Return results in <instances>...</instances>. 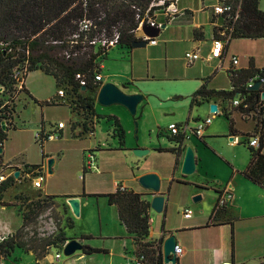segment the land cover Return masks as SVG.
Wrapping results in <instances>:
<instances>
[{
    "label": "crops",
    "instance_id": "0c3cea01",
    "mask_svg": "<svg viewBox=\"0 0 264 264\" xmlns=\"http://www.w3.org/2000/svg\"><path fill=\"white\" fill-rule=\"evenodd\" d=\"M215 2L216 0L177 1L179 13L174 19L166 22V27L170 26L169 32L172 34L176 32L184 33V38L183 36L165 38L163 40L164 45H161L162 40L157 38V44L152 45L149 43L145 48L126 49L118 46L111 48L100 64L103 84L113 82L127 93H142L144 99L138 105L137 114L132 115L126 107L120 105V107H115V109H113L114 107L111 108L110 111H106L103 108L99 109V111L107 113L103 114L104 116H100L96 108L97 114L93 118L94 132L85 133L83 115L70 107L73 112L81 116L80 122L72 124V129L75 131L79 127L81 131L79 136L82 133L86 135L94 134L97 130V123L101 118L105 117L107 121H110L108 129V133L112 136L110 138L116 141V144L109 145L108 139H106L105 143L101 142L96 136L95 142H97V145L95 150L109 147L127 149L125 146L126 142L122 145L119 138L114 135V122L109 118L110 115H114L119 118L123 125L126 138L133 133V125L139 121V144L134 145V148H148L149 153H173L171 151H160L157 148L172 149L180 147L179 154L172 161L168 159L167 163L158 162L155 164L150 162V164L139 166L138 170L134 171L133 175L128 178V182H122L128 189L141 192L148 200H151L154 194L142 187L139 177L148 172H156L160 175L161 193L168 194V202L165 209L168 205L171 207L167 212V221L164 220L163 222L165 234L162 229L159 235L154 237L151 226L149 239L158 241L165 239L172 233H176L178 243L183 248V252L178 255L177 264H264V186L252 181L243 174L252 158L251 148L247 144L246 137L257 133L256 121L244 118L239 111L234 110L232 117L235 121V128L232 131L230 130L229 120L225 116V105L222 101L192 104V94L200 87L201 79L212 76L208 81V87L220 89L214 84V80L219 74V69L224 67V59L234 53L230 51V43L222 59H209L213 37L215 36V27L212 23V5ZM175 41H185L186 44L190 45L191 50L197 47L201 49L202 58L196 61L195 64L193 63L194 65L191 69L195 67V70H191V73L186 71L183 74V78L180 79L185 81H180L182 83L176 81L177 78L172 80V77L176 76L172 74L170 62L175 57L171 56L170 49L173 47L171 43ZM202 45L205 46V49L201 48L203 47ZM151 47L155 49L161 48L163 51L161 56H153L150 50ZM239 58V67H249L250 65L259 68L264 67L263 65L260 66L259 62L252 56H245L246 59L244 61L243 59L241 60V57ZM160 61L164 62L163 67H159ZM228 67H231V63ZM229 68H227V73ZM170 80L173 83L164 82ZM26 82L25 80V86L27 87ZM167 84H170V87ZM187 86L190 87L186 88ZM167 88L170 89L168 90ZM222 88L231 89L227 86H222ZM27 89L30 93L25 94L32 102L38 104L41 110L56 95L51 97V99L49 97L50 100L48 98L42 100L43 98H39L34 91L28 87ZM156 90L162 91L164 94L156 97L153 92ZM187 97L190 98V101L186 99ZM212 103H215L218 107L216 112L211 111ZM98 104L97 102L96 105ZM207 116L212 117V122L207 126L202 137L191 135L182 144L170 138L169 123L188 122L194 126L199 118ZM219 116L223 117L225 121H221ZM14 122L16 123V121ZM45 122V117L42 113L37 132L39 130L49 131ZM136 127L138 126L136 125ZM15 129H17V123ZM64 129L60 131L61 136ZM221 138L223 139L221 140ZM41 145V161L30 162L27 160L24 163L42 164L43 168H46L51 154L45 149V143ZM241 145L246 147L248 151L243 147H239ZM187 146L193 148L196 157V170L189 175L183 174L181 171ZM260 149L261 152H264V137L261 138ZM92 151L94 152V150ZM7 161L9 160L5 159L3 163ZM55 163H57L56 159ZM17 166L20 169L16 170V172H20L19 176L24 178L30 176V173L24 170L25 164H17ZM255 170L256 174L260 175L264 181V162L257 161ZM176 172L179 175H176ZM48 174L50 173L48 172ZM117 189V182H115L114 188L108 190V192L68 196L80 197L81 207L84 204V200L89 196L104 197L107 202L105 204L113 206L112 210L119 222V229L113 234L116 239H119V246L115 252L116 257H113L112 250L106 252L107 248L93 245L92 247L103 249L104 251L85 253L83 250L81 253L64 260L62 264H98L99 261L93 255L101 252H105L107 258L100 264H135L136 245L133 237L120 220L117 205L109 203L108 197L104 195ZM227 189L232 191L233 197L231 201L224 211L214 212L220 194ZM44 194L59 195L49 191H45ZM198 195L201 196V199L195 200ZM172 205L182 209H188L193 206L194 210L190 208L192 214H184L186 218L177 221L171 216V212L174 210ZM70 212L73 213L72 209ZM170 217L174 220H171ZM72 224V227L68 226L74 227L73 219ZM2 234H13V231L7 229L6 232H0V235ZM82 235L86 234L81 233L80 236L78 234H67L71 239L77 238L79 240ZM2 238H5V236H0V239ZM83 239L84 245H91L90 242H87L88 239H91L90 236H86ZM60 260L56 263L55 256L51 255L49 251L46 257L38 261L39 264H61L59 263Z\"/></svg>",
    "mask_w": 264,
    "mask_h": 264
},
{
    "label": "trees",
    "instance_id": "16d2710c",
    "mask_svg": "<svg viewBox=\"0 0 264 264\" xmlns=\"http://www.w3.org/2000/svg\"><path fill=\"white\" fill-rule=\"evenodd\" d=\"M152 1L0 0V147L4 146L9 130L16 128L14 121L20 95L23 92L30 93L25 86V80L29 72L37 69H42L55 78L57 91L62 88L66 92L65 102L56 103L51 99L50 103H66L73 110L81 113L84 117L85 133H93V118L97 114V92L103 84L102 81L96 80V75L101 72L100 64L109 51L99 44H89L87 38L103 32L112 36L115 31H118L120 39L116 46L132 49V43L138 40L134 33V29L139 25L138 14H143ZM259 4L260 0H243L242 13L236 22H227L224 15H219L218 19L216 15H213L212 23L219 20L222 24L221 30L231 34V41L233 38H263L264 11ZM84 18H89L93 22L91 30L87 32V38L86 32L80 31V21ZM215 36H219L216 27ZM66 52L71 53V56L67 57ZM261 71H263L261 68L254 65L238 68L231 65L228 69L231 89L210 88L208 81L212 76L206 77L203 79L204 83L192 94V104L222 101L225 105L224 113L232 131L235 128L232 117L234 110L239 111L242 117L247 118L250 115L256 121L257 133L246 137L252 158L243 174L264 186L262 177L257 175L255 170L257 161L264 162V152L260 149L261 138L264 137V103L261 101L264 84L259 89L247 85L248 78ZM79 73L86 78L85 86L77 77ZM237 94L240 103L234 105L233 100ZM109 118L114 122V135L124 145L126 135L123 125L117 116L110 115ZM3 121L6 122V130L3 128ZM258 134L260 141L256 148L249 142ZM170 138L182 144L186 136L183 133L175 135L171 133ZM157 150L179 154L180 147L172 149L158 147ZM2 159L3 156L0 153V163ZM24 169L36 177L44 168L42 164L26 163ZM14 185L16 183L13 176H8L0 183L1 205L16 206L13 201L4 199L5 193ZM104 195L108 197L109 203L117 205L119 218L133 237L136 245L135 259L142 264H164L163 255L160 252L162 239L158 241L149 239L152 226L150 200L143 193L133 189L126 191L117 189ZM48 196L64 198L61 195ZM42 207L43 204L39 201L31 203L28 211L22 215L21 228L26 225L29 216L36 214ZM69 226H73L72 222ZM19 235L20 229L0 241V257H8L16 248H23L18 240ZM86 236L88 235H82L81 238ZM70 239L61 231L60 237L46 243L43 253L36 254L37 259L46 257L48 249L52 247L62 251L63 246ZM100 251L104 250L85 245V253Z\"/></svg>",
    "mask_w": 264,
    "mask_h": 264
},
{
    "label": "rangeland",
    "instance_id": "374dc122",
    "mask_svg": "<svg viewBox=\"0 0 264 264\" xmlns=\"http://www.w3.org/2000/svg\"><path fill=\"white\" fill-rule=\"evenodd\" d=\"M260 8L264 11V0L260 1ZM157 17L160 21L166 22L162 14H159ZM170 29V26H167L157 36L159 40H162L161 45H164L163 40L165 38L178 36H183L184 38V33L176 32L172 34L169 32ZM172 44L173 47L170 51L171 56H174L175 59L170 62V66H172V74L176 76L172 77V80L177 78L176 81L182 83L180 81H185L184 79H180L183 78V74L186 71L191 73V70H195V67L191 69L195 63L188 64L185 59V53L191 50V47L185 41H175ZM201 48L205 49V46ZM150 50L153 56H161L163 53L161 48L155 49L151 47ZM230 51L234 53L224 59V67L219 69V74L214 80V84L220 89H224L222 86L232 87L227 68H229L228 66H230L234 54L241 57L243 61L246 59L245 56H252L259 62L260 66H264V38H233ZM163 66L164 62L160 61L159 67ZM172 80L164 82L173 83ZM26 81L27 87L34 91L39 98H43L42 100L49 99V97L51 99L56 94L57 86L54 77L42 69L29 72ZM203 82L201 79L200 86ZM167 85L170 87V84ZM189 87L187 86L186 88ZM167 89L169 90L170 88ZM153 92L156 97L164 94V92L158 90ZM186 99L190 101L189 97ZM115 107H120V104L110 106L96 105L100 116L107 113L99 111V109L103 108L106 111H110L111 108L115 109ZM42 110L24 92L20 95L15 115L17 129L12 128L8 132V137L5 140L4 149L1 153L3 159L0 163V174L4 173L7 176H13L16 183V185L8 189L4 199L6 201H13L16 203V206L3 207L0 204V232H6L7 229H11L15 233L20 229L18 240L22 243L23 248H16L8 257H0V264H39L36 254L43 253L46 243L60 237L61 231L66 235L78 234L80 236L81 233H84L91 237V239L87 240V242L91 243L90 246L96 245L107 248L106 252L112 250L113 257L115 258L119 239H116L113 234L118 231L119 222L112 210L113 206L105 204L107 202L104 197L89 196L84 200V204L81 207V215L75 216L70 212L71 207L66 197L69 195H82L83 193L90 195L92 193L108 192V190L114 188L115 182H128V178L133 175L134 171L138 170L139 166L150 164V162H154L155 164L158 162L167 163L168 159L172 161L177 154L150 152L142 157L137 156L134 152L136 148H134V145L139 144V125L136 127V124L133 125V133L126 138L125 146L127 149L109 147L95 150L97 145V142H95L96 136L101 142L105 143L106 139H108L109 145L116 144V141L110 138L112 137L108 133L110 121H107L105 117L101 118L97 123V130L94 134L86 135L82 133L79 136V132H81L80 128L78 127L73 131L72 124L80 122L81 116L73 112L68 104L48 103L44 105ZM42 113L45 117L47 129L56 128L60 121L65 122L66 127L62 131L60 138L45 142L44 146L49 154H51L50 158H55L57 163L54 164L53 173L47 175V166L43 169L42 174L46 175V179L43 183V188L39 189L34 187L33 180L35 176L33 174H30L28 178H24L22 176L16 177L15 173L18 168L17 164H26L24 162L27 160L30 162L41 161L42 145L35 141L34 134L37 133V129L39 128ZM219 118L221 121L224 120L221 116ZM239 147L247 150L242 145ZM90 152L94 154L92 156L94 167L86 168V171H84V167L87 166L88 162L86 155ZM5 159L9 161L3 163ZM176 175H179L178 172H176ZM45 191L59 194L64 198L49 197L44 194ZM37 201L42 203L43 207L36 214H31L26 225L21 228L23 213L28 211L31 203ZM170 207L168 205L161 213L153 209L151 210L154 237H157L162 229L164 230L163 222L164 220L167 221V212ZM190 208L194 210L193 206ZM172 209L174 210L171 212V216L175 220L181 221L183 220L182 218H186L184 216L185 209L174 207L173 205ZM172 217H170L171 220H174ZM72 219L74 221L73 228L68 226L72 222ZM9 235L2 234L0 236L7 238ZM79 238L82 240L81 237ZM82 242H84V239ZM49 251L51 255L55 256L59 248L52 247L48 249V253ZM81 252V250H78L74 254L67 256L62 251L59 263L62 264L64 260ZM93 256L99 261L98 264L107 258L105 252Z\"/></svg>",
    "mask_w": 264,
    "mask_h": 264
},
{
    "label": "built area",
    "instance_id": "2783aa9c",
    "mask_svg": "<svg viewBox=\"0 0 264 264\" xmlns=\"http://www.w3.org/2000/svg\"><path fill=\"white\" fill-rule=\"evenodd\" d=\"M178 0H153L148 8L144 11L143 14H138L139 25L136 29H134V33L136 34L138 39H147L150 44L155 45L157 44L158 40L157 37H149L147 36L143 30V25H150V26H161L164 24V21H160L157 17L159 14H162L164 17V20L171 21L174 19L178 13L179 8L177 6ZM213 9V15H216L217 19L219 15H224L225 20L227 22H236L242 13L243 9V0H216V2L212 5ZM165 22V23H166ZM93 26V22L89 18H84L80 21V31L86 32V38L88 37L87 32L91 30ZM214 26L217 28V32L219 36L213 37V43L212 47L210 49V55L209 59L211 58H220L222 59L225 53L228 50V47L231 43V34L227 33L225 30H221L222 24L219 23V20L215 21ZM120 39V33L118 31H115L112 36H108L105 32L100 33L99 35H96L94 37L87 38L89 44L91 45H101L102 47L106 48V50H110L111 48L115 47ZM66 56L70 57L71 53L66 52ZM202 58L201 55V49L199 47L188 50L185 53V59L188 64H193L199 59ZM239 61L240 58L238 55H233L231 59V65L235 68L239 67ZM263 71L256 73L248 78L247 85L250 87H253V85L257 81H261V86L264 84V68H261ZM18 74V73H17ZM16 74V75H17ZM77 77L80 79V82L83 86L86 84V78L83 74L79 73L77 74ZM97 81L103 82V75L102 73H98L96 75ZM66 92L64 89L60 88L58 89L55 97L52 99L56 103L65 102ZM261 101L264 103V92L261 96ZM240 103V99L237 97L233 100L234 105H238ZM264 105V104H263ZM216 112V111H214ZM248 119H252V117L249 115L247 116ZM212 122V117L207 116L200 118L196 121L194 126H190L188 122L178 123V122H171L168 125V129L172 134H185L186 139L189 138L191 135H197V136H203L204 132L208 125ZM66 127V123L61 121L57 124L56 128H53L49 131L45 130H39L35 134V139L38 143L44 144L46 141L49 140H56L61 137V129ZM58 129V130H57ZM59 131V132H58ZM260 137L259 135L251 138L250 145L254 147L259 146ZM93 152H90L86 157L88 158L87 166L86 168H93L94 162L92 160ZM8 176L4 173L0 174V183L3 182ZM45 174H42V172L35 177L33 184L34 187L42 189L43 183L45 181ZM118 189L121 191L129 190L123 183H117ZM233 197L232 191L227 189L225 192L220 194L218 201L215 206V212L218 213L221 210H224L227 208L229 202L231 201ZM185 215L192 214V210L190 208L185 209ZM3 240V238L1 239ZM176 252L178 255H180L183 252V248L178 244L176 246ZM62 255V251H58L55 254V262L57 263ZM135 264H142L140 261L135 259ZM223 264H232V263H223Z\"/></svg>",
    "mask_w": 264,
    "mask_h": 264
},
{
    "label": "water",
    "instance_id": "95a60500",
    "mask_svg": "<svg viewBox=\"0 0 264 264\" xmlns=\"http://www.w3.org/2000/svg\"><path fill=\"white\" fill-rule=\"evenodd\" d=\"M166 28V23L161 26H150L143 25V32L149 37H157L161 30ZM149 44L147 39H138L132 43L133 48L145 47ZM261 87V81H257L252 88L259 89ZM144 99L142 93H127L122 88L117 86L113 82H106L101 85L97 92V102L102 106H110L113 104H120L127 108V110L132 114H137V108L139 103ZM217 105L215 103L211 104V111H217ZM4 130L7 129L6 122H2ZM138 126V122H136ZM3 147H0V153H2ZM134 152L137 156L142 157L149 153L148 148L136 147ZM55 159L49 158L47 161L48 172L53 173V165ZM196 170V157L195 152L191 146H187L184 156V161L182 164V173L189 175ZM19 171L15 173L18 177ZM139 182L142 187L146 190L151 191L154 195L150 200L151 208L156 212H163L165 210L166 204L168 202V194L161 193V177L156 172H148L139 177ZM201 196L195 197V200H200ZM67 201L72 209L75 216L81 215V202L80 197L73 196L68 197ZM165 234V230H164ZM168 235V234H166ZM178 238L176 233L168 235L165 239H162L161 243V254L163 255L164 263L167 264H177L178 254L176 252V246L178 245ZM85 249L83 242L77 238H72L68 240L63 246V253L67 256L74 254L76 251Z\"/></svg>",
    "mask_w": 264,
    "mask_h": 264
}]
</instances>
